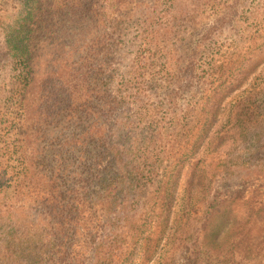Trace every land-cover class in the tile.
Returning a JSON list of instances; mask_svg holds the SVG:
<instances>
[{"label": "rangeland", "instance_id": "obj_1", "mask_svg": "<svg viewBox=\"0 0 264 264\" xmlns=\"http://www.w3.org/2000/svg\"><path fill=\"white\" fill-rule=\"evenodd\" d=\"M39 1L53 16L34 43L41 84L87 67L70 58L73 10L80 50L94 28L115 36L89 74L102 90L112 78L104 125L128 153L110 169L147 181L131 203L120 198L89 222L86 213L77 239L98 248L77 252V264H264V0H102L88 26L85 0L73 10L71 0ZM26 2L0 0V112L19 65L10 25ZM3 153L0 172L16 178L19 162ZM15 184L0 188V264L4 231L37 212L32 190Z\"/></svg>", "mask_w": 264, "mask_h": 264}, {"label": "trees", "instance_id": "obj_2", "mask_svg": "<svg viewBox=\"0 0 264 264\" xmlns=\"http://www.w3.org/2000/svg\"><path fill=\"white\" fill-rule=\"evenodd\" d=\"M27 1L25 14L15 26L10 25L17 40L15 58L19 65L15 67L14 91L7 97L10 107L0 112V150L9 160L19 162L20 170L16 178H6V172H0V188L3 190L6 184L14 186L12 181H16L17 193L26 196L32 190L37 212L31 221L20 220L17 226V220L4 231L9 236L4 242L8 251L4 257L8 264H77V252L98 248L91 238L84 243L77 239L85 232L82 219L86 213L90 215L89 222L99 210L105 214L104 207L110 208L120 198L122 204L131 203L135 197L132 194L143 191L140 186L147 181L132 168L110 169L119 160L118 154L128 153L118 148L115 133L104 125V118L110 119L113 113L110 108L105 109L106 105L114 107L108 99L113 100L112 78L103 84L108 89L102 90L97 78L100 74H89L91 63L103 57L102 50L110 49L115 36L101 39L95 28L88 29L89 40L82 43L80 50V42L74 36L80 24L73 8L83 0H71L66 5L74 17L69 27L73 42L70 58L87 67L75 69L76 73L68 78L59 76L41 84L36 74L39 63L34 43L49 30L53 16L48 9L52 2L40 7L39 0ZM98 1L102 0L84 1L88 10L85 25L98 21ZM106 1L110 0L102 2ZM114 4L121 5L115 1ZM123 161L126 168L131 167L128 160ZM140 165L133 168L140 171ZM28 213L25 211L24 215ZM89 234L92 236V232Z\"/></svg>", "mask_w": 264, "mask_h": 264}]
</instances>
